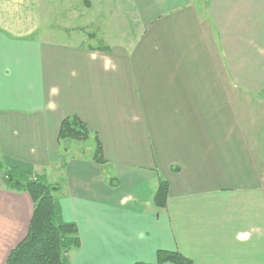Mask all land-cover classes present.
I'll use <instances>...</instances> for the list:
<instances>
[{
	"label": "crops",
	"instance_id": "1",
	"mask_svg": "<svg viewBox=\"0 0 264 264\" xmlns=\"http://www.w3.org/2000/svg\"><path fill=\"white\" fill-rule=\"evenodd\" d=\"M132 2L129 46L0 30L1 171L58 187L79 240L69 264H156L159 251L264 264V0ZM68 117L99 144V162L96 147L86 158L61 145ZM32 212L27 193L0 184V264Z\"/></svg>",
	"mask_w": 264,
	"mask_h": 264
},
{
	"label": "rangeland",
	"instance_id": "2",
	"mask_svg": "<svg viewBox=\"0 0 264 264\" xmlns=\"http://www.w3.org/2000/svg\"><path fill=\"white\" fill-rule=\"evenodd\" d=\"M137 20L132 0H0V30L12 38L38 42L129 46L140 34ZM61 141L71 154L86 158L97 147L90 137ZM4 173L0 171L2 186Z\"/></svg>",
	"mask_w": 264,
	"mask_h": 264
},
{
	"label": "trees",
	"instance_id": "3",
	"mask_svg": "<svg viewBox=\"0 0 264 264\" xmlns=\"http://www.w3.org/2000/svg\"><path fill=\"white\" fill-rule=\"evenodd\" d=\"M89 134L79 119L68 117L60 124L58 139L86 138ZM94 159L97 162L102 159L99 144ZM4 172L3 186L11 191L27 193L33 203L26 237L10 253L5 264H69L68 253L79 247V240L76 226L62 219L55 198L58 187L49 184L43 176L26 173L16 167ZM167 193L168 185L161 181L154 197L156 206H166ZM166 263L191 264V261L178 252L159 251L156 264Z\"/></svg>",
	"mask_w": 264,
	"mask_h": 264
}]
</instances>
